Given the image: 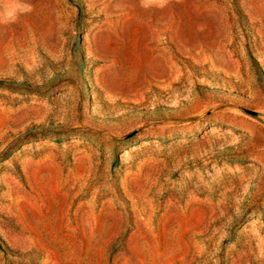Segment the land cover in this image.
<instances>
[{
    "label": "rangeland",
    "instance_id": "1",
    "mask_svg": "<svg viewBox=\"0 0 264 264\" xmlns=\"http://www.w3.org/2000/svg\"><path fill=\"white\" fill-rule=\"evenodd\" d=\"M27 3L0 23V264H264V0Z\"/></svg>",
    "mask_w": 264,
    "mask_h": 264
},
{
    "label": "clouds",
    "instance_id": "2",
    "mask_svg": "<svg viewBox=\"0 0 264 264\" xmlns=\"http://www.w3.org/2000/svg\"><path fill=\"white\" fill-rule=\"evenodd\" d=\"M30 11L27 0H12L11 3L0 7V23H13L18 16Z\"/></svg>",
    "mask_w": 264,
    "mask_h": 264
},
{
    "label": "crops",
    "instance_id": "3",
    "mask_svg": "<svg viewBox=\"0 0 264 264\" xmlns=\"http://www.w3.org/2000/svg\"><path fill=\"white\" fill-rule=\"evenodd\" d=\"M209 196L206 194L205 196H204V198H208Z\"/></svg>",
    "mask_w": 264,
    "mask_h": 264
}]
</instances>
